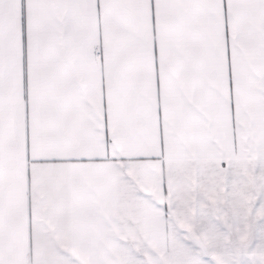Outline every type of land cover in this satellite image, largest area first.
<instances>
[{
	"label": "snow or ice",
	"instance_id": "1",
	"mask_svg": "<svg viewBox=\"0 0 264 264\" xmlns=\"http://www.w3.org/2000/svg\"><path fill=\"white\" fill-rule=\"evenodd\" d=\"M0 264H264V0H0Z\"/></svg>",
	"mask_w": 264,
	"mask_h": 264
}]
</instances>
